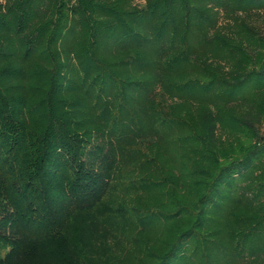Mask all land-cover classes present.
<instances>
[{
  "label": "trees",
  "instance_id": "1",
  "mask_svg": "<svg viewBox=\"0 0 264 264\" xmlns=\"http://www.w3.org/2000/svg\"><path fill=\"white\" fill-rule=\"evenodd\" d=\"M113 252L264 264V0H0V264Z\"/></svg>",
  "mask_w": 264,
  "mask_h": 264
},
{
  "label": "rangeland",
  "instance_id": "2",
  "mask_svg": "<svg viewBox=\"0 0 264 264\" xmlns=\"http://www.w3.org/2000/svg\"><path fill=\"white\" fill-rule=\"evenodd\" d=\"M136 2L137 3H140V4H142L143 2H144V0H136ZM158 229L159 228H157L156 226H153L152 228H150L149 229V231H147L148 232V234L149 235H155V233H157L158 232ZM125 230H127L126 231V233L124 234V235H127L129 232H128V229H125ZM113 231H115V233H120V231H121V227H119V228H116L115 230H113ZM122 232V231H121ZM119 238V237H118ZM120 240H122L121 238H120ZM103 241V239H101V240H99L96 244H95V248H96V250H95V253H97V251H101V252H104V250H103V248H106L107 247V242L105 241V242H102ZM120 250V249H119ZM118 253V252H117ZM108 255H110V256H112V255H115V252H113V253H109V254H107V255H105V254H99L98 256L96 255L95 256V258H93V260H89V264H106L109 260H104L103 259V257L104 256H108ZM118 255H119V253H118ZM118 255L116 256V258L118 257ZM115 258V259H116Z\"/></svg>",
  "mask_w": 264,
  "mask_h": 264
}]
</instances>
